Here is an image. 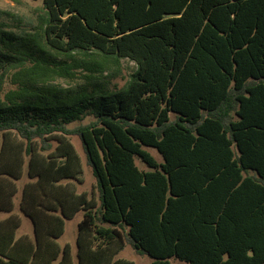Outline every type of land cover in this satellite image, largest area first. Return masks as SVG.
I'll return each mask as SVG.
<instances>
[{"label": "trees", "instance_id": "1", "mask_svg": "<svg viewBox=\"0 0 264 264\" xmlns=\"http://www.w3.org/2000/svg\"><path fill=\"white\" fill-rule=\"evenodd\" d=\"M29 26L0 24V95L13 86L0 96V264H75L59 239L81 210L77 264H135L118 257L127 245L149 264H264V0H42ZM74 134L99 204L74 184ZM26 157L34 235L18 236L10 177Z\"/></svg>", "mask_w": 264, "mask_h": 264}, {"label": "rangeland", "instance_id": "2", "mask_svg": "<svg viewBox=\"0 0 264 264\" xmlns=\"http://www.w3.org/2000/svg\"><path fill=\"white\" fill-rule=\"evenodd\" d=\"M42 0H0V24H6L8 28L13 30L19 29H29V25L31 23H36L38 19V15L41 11ZM133 72V64L129 62H123V72L116 80L120 87L124 86L126 82L130 78V74ZM59 82H64L63 80H59ZM65 83V82H64ZM13 86L11 85V80L9 77L6 78L5 83L3 85V91L1 93V97H3V93L8 91ZM91 121V118H87L82 122L74 123L70 125V128H75L82 124H87ZM71 141L76 147L83 166V183H79L75 181L77 185L78 192L81 193L86 191L90 193V198H95L99 204V191L97 188L96 178L93 174V170L91 166L88 165L86 154L83 149L82 141L80 137L76 134L71 135ZM1 142V137H0ZM51 150L55 149L57 146L56 141H51ZM158 159L161 160V155L157 152V150L153 148H148ZM29 157H26L24 164L23 176L20 180H15L13 177H10L18 186V193L14 197V212L20 215L23 219L22 227L18 230V235L29 233L34 234V225L30 217L26 216L21 208V200L23 198V192L26 184L35 181L29 176ZM140 164V162H139ZM141 165V164H140ZM142 166V165H141ZM144 167V166H142ZM8 212L0 211V219L6 218L8 216ZM19 216V217H20ZM84 217V211H79L74 218L66 220V228L64 235L60 238V243L64 245L65 243H70L73 246L74 255L76 254L77 249V237H78V225L79 222ZM118 257L126 258L135 262V264H149L152 262V258L148 255H142L137 253L130 245H127L126 248L119 253ZM172 264H188L186 262L172 259Z\"/></svg>", "mask_w": 264, "mask_h": 264}, {"label": "crops", "instance_id": "3", "mask_svg": "<svg viewBox=\"0 0 264 264\" xmlns=\"http://www.w3.org/2000/svg\"><path fill=\"white\" fill-rule=\"evenodd\" d=\"M66 181H64V183H65ZM75 184V183H74ZM75 186L77 187V185L75 184ZM17 188H18V186H17ZM78 190V189H77ZM90 194V193H89ZM97 201V200H96ZM14 209H15V206H14ZM14 212V211H13ZM14 214L15 215H17L18 217L20 216V215H18V214H16L15 212H14ZM10 215V214H9ZM9 215L8 216H6V218H8L9 217ZM6 218H4V219H0V220H5ZM20 219H21V221H22V224H23V219H22V217L20 216L19 217ZM32 220V219H31ZM33 222V221H32ZM65 223H66V220H65ZM22 224H21V227H22ZM33 225H34V223H33ZM65 228H66V226H65ZM25 234H29V233H25ZM21 235H23V234H21ZM21 235H18V236H21ZM29 235H31V236H33L34 234H29ZM60 240V239H59ZM60 242V241H59ZM66 244V243H65ZM64 244V245H65ZM74 252V251H73ZM76 252H77V249H76ZM74 258H75V261H76V263L75 264H77V258H76V254L74 255Z\"/></svg>", "mask_w": 264, "mask_h": 264}]
</instances>
